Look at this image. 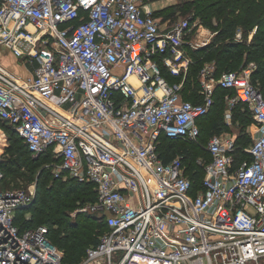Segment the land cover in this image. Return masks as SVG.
<instances>
[{
    "label": "built area",
    "instance_id": "2783aa9c",
    "mask_svg": "<svg viewBox=\"0 0 264 264\" xmlns=\"http://www.w3.org/2000/svg\"><path fill=\"white\" fill-rule=\"evenodd\" d=\"M150 7L0 0V49L33 68L18 78L0 64V122L34 159L51 152L54 178L93 185L96 202L70 216L97 214L108 230L78 264H264V90L251 82L254 66L215 78L205 64L201 102L183 99L188 48L200 47L188 41L196 20L167 27ZM163 72L181 80L170 83ZM216 87L235 91L226 118L237 104L248 107L256 132L244 151L252 159L235 168L234 139L211 136L203 146L209 161L196 160L204 176L193 193L184 157L163 162L158 144L161 136L200 144L198 121ZM34 200V188L0 190V264H65L47 227L14 223Z\"/></svg>",
    "mask_w": 264,
    "mask_h": 264
},
{
    "label": "trees",
    "instance_id": "16d2710c",
    "mask_svg": "<svg viewBox=\"0 0 264 264\" xmlns=\"http://www.w3.org/2000/svg\"><path fill=\"white\" fill-rule=\"evenodd\" d=\"M144 1L156 2L159 0ZM187 6L188 8H185ZM174 7L173 12L166 14L159 21H169V23H172L171 21H176L179 15L186 17L194 10L195 18L201 17V20L207 26L213 18L216 23L215 27H211V30L216 32L212 44L200 50L188 48L193 63L189 66L183 82V99L193 103H199L201 101V96L197 93L200 90L198 74L205 64H213L214 77L219 78L225 72H238L232 70L235 68H245L252 62V59L256 55L259 53L263 54L264 0H181ZM153 16L156 18L154 14ZM237 25L245 29H256L253 34V40H256L257 43L249 46L250 49H255L248 51L247 56H243V51L247 47L245 42L241 43L232 40L221 42V38L229 36L230 32L232 33L234 27ZM256 63V68L251 74V81L259 78L260 89L264 90L263 56L258 58ZM163 74L170 83L181 80L180 77L174 78L166 72H163ZM227 95L231 97L235 95V91L232 89H221L219 87L215 88L214 104L211 108L216 109L215 114H213L214 117L211 118L209 125L206 126L205 118L210 112V109L198 121L200 130L198 141L200 144L192 145L181 140L173 141L165 136H161L159 140L158 151L163 162H167L180 154L184 157L185 173L192 180L193 193H196L202 188L201 184L204 176V169L202 166L196 164V160L202 157L204 160L209 161V156L203 146L211 136L219 135L224 129L221 125V118L223 109L226 106L224 98ZM241 109L244 112L248 111L250 113L248 107L241 103L237 104L232 111H238L237 114L233 115V122L239 120V123L242 125L240 131H243L245 127L243 123L245 120L239 112ZM14 135L17 136V140L11 143L6 140L4 141L5 143H2L3 155L0 159V170L3 172V179L0 182V188L5 185L3 181L6 176L14 177L18 173L34 172L38 169L37 167L39 165L43 167L53 161L50 151L34 159L28 151L25 142L15 132ZM244 140L245 137L241 134L234 139L236 146L234 151L235 168L243 161L250 162L252 159L244 151L248 147L245 146L246 141ZM19 141L21 144L16 147L15 144ZM175 143H180L181 145H176ZM193 148L198 150L199 153L197 156H192ZM38 162L39 164H37ZM47 171L49 172L48 176L53 177L50 168ZM55 181L56 183L53 186L47 188L46 180L37 181L34 203L27 209L17 211L14 223L20 230L39 226L47 227L48 237L51 242L63 253V262L65 264H78L85 255L86 248L96 245L99 236L107 232L108 227L104 218L94 213H79L74 218L69 216V211L76 208L77 203L93 204L96 202L97 197L93 185L82 184L70 178L66 179L65 182H62L61 179H56ZM27 213L30 215L29 220L26 219Z\"/></svg>",
    "mask_w": 264,
    "mask_h": 264
},
{
    "label": "rangeland",
    "instance_id": "374dc122",
    "mask_svg": "<svg viewBox=\"0 0 264 264\" xmlns=\"http://www.w3.org/2000/svg\"><path fill=\"white\" fill-rule=\"evenodd\" d=\"M181 0H159L156 2H147L150 6V8L153 9V14L156 16L157 20H161L162 17H164L166 14H169L171 12L174 11L175 7L174 5L178 4ZM185 8H188L185 7ZM155 12H157V14H155ZM190 18L191 21H195L196 27L194 29L193 34L191 35L192 37L188 40L190 43H196V45H199L200 47L198 48V50L205 48L207 46H209L210 44H212V42L214 41L213 38L216 35V32H213V30H211V27H215L216 23H215V19H211L210 23L208 24V26L206 25V23L204 21L201 20V17H197L195 18V12L194 10L191 11L190 14H188V16L183 17V16H178L177 20L179 19H187ZM176 21H171L176 22ZM166 22H162V24H165ZM166 26L169 27L170 23H166ZM255 28L254 29H245L242 26L237 25L236 27H234L233 32H230L229 36H225L221 38V42H227L228 40H232V41H237V42H241V43H246V48L243 51V56H247V52L248 51H253L255 48L250 49L249 46H252L253 44H256L257 41L253 40V34L255 33ZM239 35V36H238ZM258 36H260V34H258ZM234 50V49H233ZM235 52V51H232ZM237 52V51H236ZM239 52V51H238ZM191 53L188 52V56L191 58ZM261 56H263L264 59V52L259 53L258 55H256L253 59H252V64H253V71L256 68V60L258 58H261ZM242 70L241 68H235L232 71H240ZM11 73V72H10ZM15 76L18 77V75L14 74ZM257 78V77H256ZM260 79L257 78L253 79L251 82H253V84L257 87H261L260 86ZM200 90H198L197 93H199ZM199 95V94H198ZM226 97H230V96H226ZM226 97L224 98V100H226ZM196 102V101H195ZM199 102V101H198ZM201 102V101H200ZM197 103V102H196ZM216 109L213 108L210 110V112L208 113V115L205 118V124L206 126L209 125L210 120L212 117H214L213 114H215ZM239 112L241 113V117L244 118L245 122L243 123L245 126L243 131L241 130L242 125L239 123V120H237L236 122H233V115L237 114L238 111H231L230 113V117L226 118L227 116V108L225 106V108L223 109L222 112V118H221V125L224 128L220 134L224 135V136H229L233 139H235L239 134L243 135L245 137L246 143L245 146H249L254 137H255V126L252 122V118H251V114L246 111L244 112L243 109L239 110ZM248 112V113H247ZM17 136L14 135V131L5 123L0 122V143H5L4 141L8 140L10 143L13 142L14 140H17ZM20 141L15 144L16 147L20 146ZM176 145H181L180 143H175ZM195 145V144H192ZM203 145V144H202ZM205 145V144H204ZM193 152L191 153L192 156L198 155V150H196L195 148H193ZM39 164V162L37 163ZM40 166V165H39ZM37 167L38 169H36L34 172L29 171V172H24V173H18V175L14 176V177H10V176H6L4 179V186H2L0 188V190H6V189H25V190H30L32 188H34L35 193H36V184L37 181H45L46 180V188L47 187H51L53 186L54 183H56V179L58 178H54L49 175V172L47 171L48 168H46V166L44 165L42 167V165L40 167ZM44 170V171H42ZM43 172V173H42ZM62 182H65V180H62ZM79 205V206H78ZM87 204H83L82 202L77 203V207L74 208L73 210L71 209L69 212V216L70 214L74 213L75 209L78 208H85ZM87 213V212H86ZM91 213V212H89ZM71 217V216H70ZM74 218V217H71ZM88 248V247H87ZM86 248V249H87ZM68 264V263H67ZM128 264H161V262L155 261V260H151V259H144V258H135L133 260H131Z\"/></svg>",
    "mask_w": 264,
    "mask_h": 264
},
{
    "label": "crops",
    "instance_id": "0c3cea01",
    "mask_svg": "<svg viewBox=\"0 0 264 264\" xmlns=\"http://www.w3.org/2000/svg\"><path fill=\"white\" fill-rule=\"evenodd\" d=\"M0 64L11 74L18 75V78L30 76L33 68L24 65L22 62L14 58L8 51L0 49ZM17 77V76H16Z\"/></svg>",
    "mask_w": 264,
    "mask_h": 264
}]
</instances>
